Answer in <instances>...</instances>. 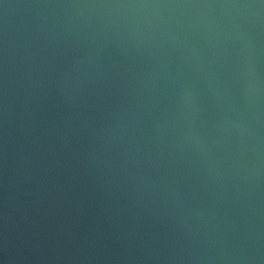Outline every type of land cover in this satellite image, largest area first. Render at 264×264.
Segmentation results:
<instances>
[{
  "label": "water",
  "instance_id": "95a60500",
  "mask_svg": "<svg viewBox=\"0 0 264 264\" xmlns=\"http://www.w3.org/2000/svg\"><path fill=\"white\" fill-rule=\"evenodd\" d=\"M0 264H264V0H0Z\"/></svg>",
  "mask_w": 264,
  "mask_h": 264
}]
</instances>
